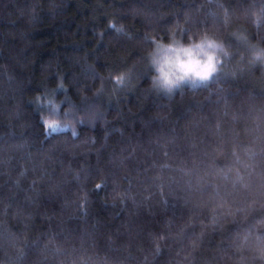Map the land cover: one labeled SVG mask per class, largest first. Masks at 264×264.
I'll list each match as a JSON object with an SVG mask.
<instances>
[{
    "label": "clouds",
    "instance_id": "9594fccd",
    "mask_svg": "<svg viewBox=\"0 0 264 264\" xmlns=\"http://www.w3.org/2000/svg\"><path fill=\"white\" fill-rule=\"evenodd\" d=\"M72 4L28 0L20 23L0 33V264H94L95 238L70 225L86 224L95 204L119 206L130 223L145 204L175 219L165 200L185 218L211 207L223 223L185 220L154 264H208L205 252L211 264H264V174L249 163L254 152L233 153L225 168L214 166L219 152L211 162L205 154L155 164L149 155L156 136L180 130L220 93L240 119L231 82L264 86V0H200L199 19L171 24L143 0ZM74 9L94 40L52 49L37 38H67ZM252 110L264 113V103ZM221 186L222 197L200 195Z\"/></svg>",
    "mask_w": 264,
    "mask_h": 264
},
{
    "label": "trees",
    "instance_id": "16d2710c",
    "mask_svg": "<svg viewBox=\"0 0 264 264\" xmlns=\"http://www.w3.org/2000/svg\"><path fill=\"white\" fill-rule=\"evenodd\" d=\"M143 2L153 9L159 6L162 12L167 13L164 24H171L174 19H180L183 22L186 17L194 21L199 19V16L195 15V9L200 0H143ZM232 2L235 3V0ZM27 4L28 0H0V33L7 36L13 27L20 23V17L26 11ZM71 8H75V0ZM78 15L74 9L67 17L72 23L67 38L59 35L53 38L47 32L37 38L45 42L51 41L49 47L52 49L81 43L86 39L94 40L90 33L85 34L81 31L80 26L85 21ZM126 22L133 23L130 18L126 19ZM134 23L136 28L142 27L139 20ZM91 47L92 45H89V48ZM11 66L19 71L14 63ZM231 83L236 103L241 106L238 121H233L231 109L222 101L221 97L224 94L220 93L212 98L213 103L210 106L194 114L193 118L187 121L180 130H176L173 125L172 131L156 136L155 146L149 150L151 161L155 164L173 163L187 160L193 155L204 157L207 154L208 162H211V158L219 152L224 154L223 159L216 156L214 166L225 168L231 165L234 159L233 153L247 159L249 150L255 153L249 163L255 165L257 171L264 174V113L258 114L252 110L254 106L264 103V86L243 81ZM5 101H7V96H5ZM177 131H179V136L176 134ZM165 153L168 154L169 159L167 160ZM141 158L148 159L143 154ZM146 174H153L150 168ZM225 192L226 187L224 186H221L219 190L202 188L200 195L207 199L213 196L222 197ZM161 207L165 211H174L176 218L170 215L164 220L156 207L145 204L142 220L139 222L133 220L130 223L125 219L119 206L105 209L100 204H95L91 216L87 217L86 224L70 226L76 228L78 232H87L90 238H95L91 244L95 253L94 264H113L112 257L114 256H120L122 264H154L159 246H162V242L172 244L171 236L184 226L185 220L187 224L193 226L201 220L205 225L213 220L217 225L223 223V217L212 212L211 207L202 209L199 216L186 218L183 209H177L175 200L171 202L165 200ZM226 227L231 229V225ZM197 231L200 229L198 228ZM117 233L119 235L115 237V243L109 244L100 239L105 235ZM211 235L212 233H208L209 238ZM173 247H175L174 244ZM110 248L120 251L110 252ZM203 258L211 264L210 252H205Z\"/></svg>",
    "mask_w": 264,
    "mask_h": 264
}]
</instances>
